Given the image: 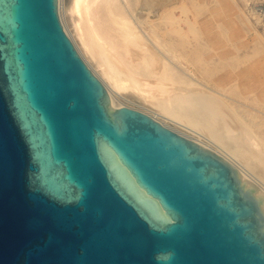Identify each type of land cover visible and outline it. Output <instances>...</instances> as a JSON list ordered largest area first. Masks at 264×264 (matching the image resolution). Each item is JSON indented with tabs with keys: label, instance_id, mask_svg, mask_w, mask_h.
<instances>
[{
	"label": "water",
	"instance_id": "water-1",
	"mask_svg": "<svg viewBox=\"0 0 264 264\" xmlns=\"http://www.w3.org/2000/svg\"><path fill=\"white\" fill-rule=\"evenodd\" d=\"M110 106L57 0H0V264H264L236 169Z\"/></svg>",
	"mask_w": 264,
	"mask_h": 264
},
{
	"label": "bare ground",
	"instance_id": "bare-ground-1",
	"mask_svg": "<svg viewBox=\"0 0 264 264\" xmlns=\"http://www.w3.org/2000/svg\"><path fill=\"white\" fill-rule=\"evenodd\" d=\"M57 9L111 109L136 101L139 111L163 126L167 121L180 128L185 133L178 134L231 164L264 211V124L247 122L228 104L220 83L207 81V67L215 63L203 58L207 46L184 0H57ZM187 62L200 67L205 81L193 78Z\"/></svg>",
	"mask_w": 264,
	"mask_h": 264
},
{
	"label": "rangeland",
	"instance_id": "rangeland-1",
	"mask_svg": "<svg viewBox=\"0 0 264 264\" xmlns=\"http://www.w3.org/2000/svg\"><path fill=\"white\" fill-rule=\"evenodd\" d=\"M184 1L189 21L195 24L201 41L208 47L202 51L203 58L215 63L207 67V81L220 83L228 104L238 107L247 122L254 118V123L264 124V0ZM191 64L187 62L186 67L193 78L205 81V74L199 73L200 67ZM124 103L137 110L143 109L136 101ZM238 105L247 109L245 114ZM164 123L175 132H184L167 121Z\"/></svg>",
	"mask_w": 264,
	"mask_h": 264
}]
</instances>
